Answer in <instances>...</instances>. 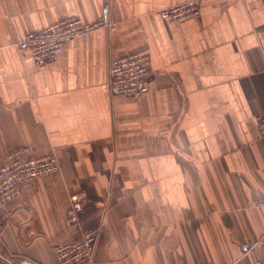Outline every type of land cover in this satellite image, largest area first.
Instances as JSON below:
<instances>
[{
  "label": "crops",
  "instance_id": "0c3cea01",
  "mask_svg": "<svg viewBox=\"0 0 264 264\" xmlns=\"http://www.w3.org/2000/svg\"><path fill=\"white\" fill-rule=\"evenodd\" d=\"M0 0V165L28 148L59 170L0 208V264H58L96 228L90 264H254L264 257V0ZM78 17L103 26L37 66L17 44ZM147 55L148 91L112 96L109 61Z\"/></svg>",
  "mask_w": 264,
  "mask_h": 264
},
{
  "label": "built area",
  "instance_id": "2783aa9c",
  "mask_svg": "<svg viewBox=\"0 0 264 264\" xmlns=\"http://www.w3.org/2000/svg\"><path fill=\"white\" fill-rule=\"evenodd\" d=\"M171 21L185 22L199 15V1L190 0L175 4L164 10ZM105 19L93 23L82 22L71 17L56 22L42 30L26 33L17 44L19 50L26 51L33 63L42 66L56 60L67 40L86 35L103 26ZM108 89L112 96L139 98L148 91L150 75L147 55L131 53L109 61ZM257 136L264 137V111L255 118ZM59 170V162L54 155L33 157L28 148H18L8 152L0 165V208L20 195L21 184ZM86 194L73 193L66 212V224L77 228L79 236L74 242L56 246L58 264H90L98 238V230L81 228ZM254 264H264V257Z\"/></svg>",
  "mask_w": 264,
  "mask_h": 264
},
{
  "label": "water",
  "instance_id": "95a60500",
  "mask_svg": "<svg viewBox=\"0 0 264 264\" xmlns=\"http://www.w3.org/2000/svg\"><path fill=\"white\" fill-rule=\"evenodd\" d=\"M21 264H30V263H27V262H22Z\"/></svg>",
  "mask_w": 264,
  "mask_h": 264
},
{
  "label": "trees",
  "instance_id": "16d2710c",
  "mask_svg": "<svg viewBox=\"0 0 264 264\" xmlns=\"http://www.w3.org/2000/svg\"><path fill=\"white\" fill-rule=\"evenodd\" d=\"M83 219H84V217H83Z\"/></svg>",
  "mask_w": 264,
  "mask_h": 264
}]
</instances>
